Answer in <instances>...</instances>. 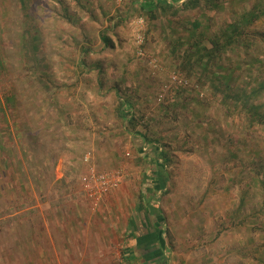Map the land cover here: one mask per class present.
Instances as JSON below:
<instances>
[{"label": "rangeland", "instance_id": "1", "mask_svg": "<svg viewBox=\"0 0 264 264\" xmlns=\"http://www.w3.org/2000/svg\"><path fill=\"white\" fill-rule=\"evenodd\" d=\"M31 1L45 34L43 50L46 61L40 72L46 73L57 83L67 85L75 83L77 75L73 68L79 61L81 47L85 43L84 33L88 35L90 39V42L88 39V45L93 50L88 60L91 63L101 56V43L96 40L99 39V33L118 17L123 18L124 21L116 29L121 41L114 37L117 46L108 52L107 64L110 66L106 76L109 78L110 85L118 84L121 88H127L140 95L157 89L163 92L161 96L159 95L162 98L170 96L177 82L184 77L182 72L174 66L161 60V53L166 51L165 44L162 42L163 38L160 37L156 26L148 25V21L137 9L130 8L131 0ZM0 3L5 5L6 0H0ZM244 3L249 9L253 3L262 7L264 0H243L241 4L244 5ZM65 6L74 14L71 21H68L64 15ZM119 9H122L124 13L121 14ZM233 14H235L234 11L225 9L220 20H231ZM19 23L15 10H10L6 24L12 28L6 30L3 40L0 39V50L9 54L10 63L12 52L8 53V51H13L15 43L17 45L20 41V35L16 32ZM253 29L264 33V17L255 22ZM257 42L259 48L264 49V39L260 37ZM16 54L19 56L18 51ZM231 55L233 57L229 60L233 64L237 55ZM251 56L263 59L259 54ZM240 62V67L244 69L246 60L240 59ZM261 62L251 65L245 76L247 81L256 84L257 81L264 80V63ZM239 72L240 70L237 69L236 74ZM14 76L15 74L7 76V79H14ZM15 81L1 79L0 93ZM146 83H151L153 88L145 89ZM158 85L162 89L157 87ZM41 91V86L32 87L31 93L26 91L24 95L28 102L23 106L20 114L29 121L28 128L25 127L28 136L36 134L39 126L49 124L47 120L53 122L48 118L47 113L39 114V105L42 106L41 110L49 111L43 106L44 102L40 98ZM61 91L58 93L60 96H68L71 92L67 90L62 93ZM261 95L264 96V92H261ZM114 99L113 92L98 93L93 86L85 88L83 81L75 95L69 96V101L72 103L69 105L70 118L67 121L63 119L60 121L64 131L63 136H60L59 140H53L54 144L45 143V152L48 155L45 159L51 162L50 174L52 173L54 179L55 175H63L58 180L61 182L59 185L64 187L71 185L76 189L81 187L83 189L90 167L94 166L99 171L121 170L123 177L118 186L120 187L129 173H132L129 168L132 162L141 161L142 154L140 155L135 142L123 133L119 122L112 123L113 114L110 106H103V112L100 113L98 120L91 114L90 106L94 101L98 104L105 100L113 103ZM48 107L54 109L51 106ZM174 114L170 113L169 118L163 122V128L171 130L165 134L175 137L174 140H167L173 151L180 145L179 141L183 135L182 132L178 135L177 124L179 123L181 127L185 125L183 121L178 122V116ZM215 115L216 120L213 125L208 121V124L204 123L197 127L195 133L194 129L190 130L193 138L184 133V136L188 138L185 139V145L188 148L176 151V160L170 168L171 179L168 188L171 191L163 198L164 206L168 207L170 218L189 224V232L193 234L196 241L189 245H196L188 250H218L223 256L221 261L223 264H264V183L254 177L255 171L252 169V163L264 159V130L260 132L253 127L252 138H249L246 136L247 133L241 132L245 128L242 119V123L232 129L233 119L226 118L221 111H217ZM45 131L48 132L41 131L39 134L42 140L53 138L49 132L50 127ZM206 134H210L208 138ZM114 135L118 136L119 141L113 140ZM213 135H216V140L213 139ZM243 137H246L245 142H241ZM137 138L140 139L139 136ZM183 141L181 139V142ZM147 143V145L151 144ZM136 144L143 145L140 140ZM88 152H90V159L85 161L84 157ZM257 153H261L263 157L258 158ZM56 182L55 180L52 185ZM118 187L109 193L116 191ZM244 194H247L246 214L250 215V218H247L242 226H238L234 224L233 218ZM248 223L254 225V228L250 226L247 229L244 225ZM251 237L261 243L260 257H263L261 260H258L255 255L247 254L245 257L240 253L243 245L251 246L249 242ZM258 242L255 245L259 244Z\"/></svg>", "mask_w": 264, "mask_h": 264}, {"label": "trees", "instance_id": "2", "mask_svg": "<svg viewBox=\"0 0 264 264\" xmlns=\"http://www.w3.org/2000/svg\"><path fill=\"white\" fill-rule=\"evenodd\" d=\"M241 2L243 0H131L130 8L137 9L148 21V25L156 26L160 37L163 38L162 42L165 44L166 51L161 53V60L174 66L184 76L177 82L174 92L162 98L160 96L163 92L157 89L140 95L127 88H121L118 84L110 85L109 78L106 76L110 66L107 64L108 52L117 46L114 37L120 40L116 29L123 23V18L118 17L111 21V25L99 33V39L96 40L101 43V56L91 63L88 60L93 50L88 45V35L84 33L85 43L82 44L79 61L73 68L77 79L75 83L67 85L57 83L46 73L40 72L46 61L43 50L45 34L41 21L34 11L33 1L6 0L5 5L0 3V39L3 40L6 30L12 28L6 24L10 10H15L20 22L16 30L20 35V41L17 45L15 43L13 51H8V53L12 52L11 63L9 54L0 50V80H16L0 93V157H3L7 166V171L4 170V172L6 171L5 173L9 175L12 169L13 176L18 173L22 185L26 182L39 187L41 181L43 180L44 183L47 178L51 183L54 177L52 173L50 174L51 162L45 159L48 157L45 152V143L54 144L53 140H59V137L63 136L64 131L60 121L61 119L67 121L70 118L69 105L72 103L69 101V96L75 95L81 81L84 82L85 88L93 86L98 93L104 91L105 94L114 93L113 103L106 100L99 104L96 101L92 103L90 111L94 119L100 118L103 106H110L113 114L112 123L119 122L124 134L126 133L132 140L135 139L134 135H138L144 141L157 143V149L161 148L158 156L163 159V163L158 167V170L162 172L160 189L166 188L171 178L170 168L176 160V151L188 148L185 145V139L188 138L184 136V133L193 138L191 129H194L195 133L200 125L208 124V121L213 125L217 111H221L226 118L230 117L234 120L231 123L232 129L243 121L245 128L241 132L247 133L246 136L249 138H252L253 127L262 132L264 130V96L261 92H264V80L257 81L255 84L247 81L245 76L253 63L257 64L261 61L264 63V56H262L264 49H260L257 42L260 37L264 39V33L253 29L255 22L264 17V4L261 7L253 3L247 9L246 4L242 5ZM225 9L234 11L235 14L231 16V20H220ZM119 12L124 13L122 9H119ZM64 15L68 21H71L74 14L65 6ZM231 54L237 55L233 64L229 60L233 57ZM256 54L263 59L251 56ZM240 59L246 60L245 70L240 67ZM237 69L240 72L236 74ZM14 74V79H7V76ZM170 81L172 82V78ZM151 83H146L145 89H152ZM40 86L42 88L40 98L44 102L43 106L49 111L41 110L42 106L39 105V114L47 113L48 118L53 122L47 120L49 124L39 126L36 134L28 136L25 127L28 126L29 121L20 114L23 106L28 102L24 95L26 91L31 93L32 87ZM138 89H140L139 86ZM67 90L71 91L68 96L61 95V97L58 94L59 91L64 93ZM80 95L82 96V93ZM170 113H175L174 115L178 116V122L183 121L185 124L182 127L179 123L177 124L178 135L181 132L183 135L175 151L167 141L174 140L175 137L165 134L171 130L163 128V122L169 118ZM48 125L53 138L42 140L39 134L41 131L48 132L45 131L49 128ZM209 135L206 134V138ZM213 136L216 140V135ZM113 137V140H118L117 135ZM181 139L184 141L181 142ZM245 139L246 137L241 138V142H245ZM260 146L263 147L261 144ZM257 154L258 158L263 157L261 153ZM11 164L13 167H10ZM252 166L255 171L254 177L264 183V159L255 161ZM170 191L171 189L167 188L163 191L162 197ZM246 205L247 194H244L233 218L235 225L242 226L244 221L250 218V215L246 214ZM244 226L247 229L250 226L254 228V225L250 223ZM171 231L170 228L167 231L170 244L175 242L174 240H179L174 238ZM249 242L251 246L241 247V255L246 257L247 254H251L261 260L263 258L260 257L261 243L253 237ZM257 242L259 244L255 245Z\"/></svg>", "mask_w": 264, "mask_h": 264}, {"label": "crops", "instance_id": "3", "mask_svg": "<svg viewBox=\"0 0 264 264\" xmlns=\"http://www.w3.org/2000/svg\"><path fill=\"white\" fill-rule=\"evenodd\" d=\"M137 136L141 161L98 202L82 187L59 185L63 175L22 185L0 157V264H223L218 250H188L196 245H189V224L170 218L164 206L171 178L160 189L161 148ZM169 228L179 239L172 244Z\"/></svg>", "mask_w": 264, "mask_h": 264}, {"label": "built area", "instance_id": "4", "mask_svg": "<svg viewBox=\"0 0 264 264\" xmlns=\"http://www.w3.org/2000/svg\"><path fill=\"white\" fill-rule=\"evenodd\" d=\"M90 159V152L86 153L84 160ZM121 170L117 171H99L94 166L90 167L88 175L83 183V189L87 197L94 201H100L102 197L117 188L122 180Z\"/></svg>", "mask_w": 264, "mask_h": 264}]
</instances>
